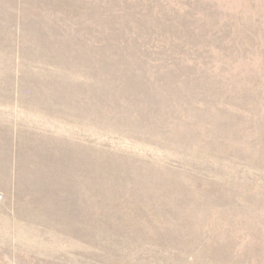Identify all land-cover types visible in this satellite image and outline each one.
Masks as SVG:
<instances>
[{"label":"rangeland","instance_id":"obj_1","mask_svg":"<svg viewBox=\"0 0 264 264\" xmlns=\"http://www.w3.org/2000/svg\"><path fill=\"white\" fill-rule=\"evenodd\" d=\"M0 264H264V0H0Z\"/></svg>","mask_w":264,"mask_h":264}]
</instances>
